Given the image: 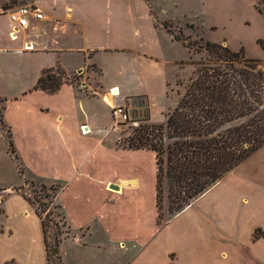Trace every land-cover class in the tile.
Masks as SVG:
<instances>
[{
  "label": "crops",
  "instance_id": "obj_1",
  "mask_svg": "<svg viewBox=\"0 0 264 264\" xmlns=\"http://www.w3.org/2000/svg\"><path fill=\"white\" fill-rule=\"evenodd\" d=\"M166 1L0 0L3 122L11 135L16 160L24 170L22 174L59 185L57 204L64 216L67 214L66 221L69 215L74 219L69 225L71 235L60 244V254L67 241L78 249L87 248L95 227L102 242L93 245L94 249L102 251L106 241L118 244L116 249L120 250H127L128 245L136 250L128 264H204V260L211 261L206 240L208 245H221L200 227L198 216L193 221L185 218L190 206L159 228L156 154L119 147L112 135L114 120L110 125L101 122L111 116L112 106L130 110L131 103L143 101L149 122L154 124L150 119L156 121V104L164 113L172 104L168 94L171 69L185 62V47L164 23L184 26L175 23L182 20L169 14ZM180 2L185 5V0ZM27 5L36 6L43 19L29 17L27 28L12 40L14 25L9 13ZM46 70L62 72L65 78L76 75L77 84L65 82L54 94L35 90ZM115 90L118 93L113 95ZM161 97L166 112L157 100ZM83 126L89 130L86 135L81 133ZM147 180L155 205L154 221L147 228L140 221L139 211L131 212V224L127 220L129 212L123 211L121 204L100 202L103 196L124 197L126 192V198L139 202ZM111 185L118 190L112 192ZM15 188L0 189L5 196L0 201V264H47L41 220ZM95 193L100 199L94 202ZM118 220L119 225L132 231L131 239L115 235L113 227ZM255 229L251 230L252 251L264 240H254ZM253 253L264 263L263 254ZM222 257L226 258L225 253ZM212 258L214 264H226L225 260Z\"/></svg>",
  "mask_w": 264,
  "mask_h": 264
},
{
  "label": "rangeland",
  "instance_id": "obj_2",
  "mask_svg": "<svg viewBox=\"0 0 264 264\" xmlns=\"http://www.w3.org/2000/svg\"><path fill=\"white\" fill-rule=\"evenodd\" d=\"M12 1L16 2V0ZM258 1L260 0H185V5L182 6L179 0L177 3H180V7L178 8L176 0H167L166 6L168 5V12L173 18L182 20L175 21V23L184 26L179 28L171 25L174 34L178 35L181 32L185 37L190 36L191 41L197 42L203 37L207 41L221 44L233 51L243 50L247 57L261 61L264 68V16L257 10L259 7L264 11V2H262L264 0ZM204 59V53L189 51L185 48V62H181L171 69L173 76L169 85V94L174 101L179 99L178 94L183 93L189 79L196 75L197 64ZM182 63L185 65L182 66ZM58 72L52 73V75H58ZM64 78L65 76L62 75L59 80L77 84L76 75ZM157 100L162 106H165L166 112L165 99L161 97ZM130 106V110L128 108L127 110L133 121H143L142 125L149 124L147 122L149 119L148 107L145 102L140 101V104L133 102ZM156 106H158L154 107L156 121L151 119L150 121L154 124H164L166 113L159 111L160 105L156 104ZM3 110L4 104L0 103V189L17 187L16 191L25 195L33 203L34 210L45 211L43 218L48 213V219L45 220L47 238L50 246L54 247L56 239L63 241L67 236L69 237V234L71 235L69 233L71 231L64 225L60 212L55 209V206L58 205L56 190L59 185L44 183L22 174L24 170L20 161L16 160L9 148V136L11 135L3 122ZM101 122L104 125H110L113 118L105 117ZM112 128V135L117 140L118 146L124 147L128 145L130 137L135 134L134 130L139 129V126L113 124ZM148 176L150 178L149 174ZM145 177L147 178L146 175ZM111 191L113 192V190ZM206 193L204 197L191 201L189 207L191 210L185 215V218L190 219L189 221H193L195 215L198 216L200 221L202 220L200 227L207 229L211 236L221 244L214 246L211 242L208 245L206 240L205 248L209 249L207 252H209L211 261L204 260V264H214L212 257L225 260L226 264H264L253 253V251L260 252L264 255V240L253 247V251L249 248L251 230L256 228L254 234L258 238L264 235V231L261 229L264 228V147L227 174ZM128 194L126 192L124 197L111 195L107 198L103 196L104 201H99L102 204L106 200L110 204H121L122 210L129 212L127 220L131 224H133V219L130 218L131 212L139 211L140 221L147 228V224L154 221L155 205L151 184L148 180L145 182L143 195L138 198L139 202L126 198ZM4 197V194L0 192V201ZM93 199L94 202L100 199V194L95 193ZM138 205L141 208H138ZM116 207L119 208V206ZM161 217L162 222H165L169 217V202L166 192L163 194ZM67 221L71 226L74 219L69 215ZM119 222L120 220L113 227L115 235L118 238L131 239L132 231L128 230L127 226L119 225ZM196 224L199 225V223ZM200 227L198 229L204 234V230ZM96 230L97 227L92 229V237L88 240L87 248L78 249L72 241H67L62 254L58 252V254L52 255V263L59 264L57 257L60 255L63 259L62 264H128L134 258L136 250H130L128 245H126L127 250H120L116 249L118 244L114 246L113 243L106 241V247L102 251L94 249L93 245L102 242L101 235ZM201 238L204 239V235ZM188 248H190L189 244ZM223 253L226 258L222 257Z\"/></svg>",
  "mask_w": 264,
  "mask_h": 264
},
{
  "label": "trees",
  "instance_id": "obj_3",
  "mask_svg": "<svg viewBox=\"0 0 264 264\" xmlns=\"http://www.w3.org/2000/svg\"><path fill=\"white\" fill-rule=\"evenodd\" d=\"M257 10L264 16V11L259 7ZM164 26L186 49L204 53L205 59L197 64L196 75L189 79L183 93L178 94L177 101L168 93L172 104L166 113V122L152 124L148 119L149 124L142 125L143 121H137L139 129L134 130L128 145L123 147L156 154L159 228L264 147V68L261 61L247 57L243 50L233 51L203 37L199 42L191 41L190 36L185 37L181 32L174 34L169 23L165 22ZM52 73L57 71H44L34 89L56 93L65 83L59 80L64 74ZM9 148L15 154L11 136ZM59 190L60 187L56 192ZM165 192L169 217L162 222ZM22 196L33 206L25 195ZM55 209L71 231L60 206ZM35 212L41 220L47 264H53L51 257L58 254L62 241L56 239L54 247L50 246L45 222L48 213L43 218L45 211L35 209ZM253 238L258 239L255 234ZM57 258L61 264V257Z\"/></svg>",
  "mask_w": 264,
  "mask_h": 264
},
{
  "label": "built area",
  "instance_id": "obj_4",
  "mask_svg": "<svg viewBox=\"0 0 264 264\" xmlns=\"http://www.w3.org/2000/svg\"><path fill=\"white\" fill-rule=\"evenodd\" d=\"M10 21L14 25V30L10 34L12 40L16 39L17 33L22 29H26L28 25V18L32 17L36 20L43 19V14L34 5L21 6L9 13ZM84 88V86L82 87ZM111 116L116 125H133L137 126L138 123L132 120L131 114L125 106H112ZM85 126L81 127V133L84 132ZM89 133V130L87 131Z\"/></svg>",
  "mask_w": 264,
  "mask_h": 264
},
{
  "label": "bare ground",
  "instance_id": "obj_5",
  "mask_svg": "<svg viewBox=\"0 0 264 264\" xmlns=\"http://www.w3.org/2000/svg\"><path fill=\"white\" fill-rule=\"evenodd\" d=\"M118 93V91L117 90H115L114 92H113V95H116ZM110 94V93H109ZM88 129L87 128H84V132H85V134H88Z\"/></svg>",
  "mask_w": 264,
  "mask_h": 264
},
{
  "label": "water",
  "instance_id": "obj_6",
  "mask_svg": "<svg viewBox=\"0 0 264 264\" xmlns=\"http://www.w3.org/2000/svg\"><path fill=\"white\" fill-rule=\"evenodd\" d=\"M110 189H112V190H118V187L116 185H111L110 186Z\"/></svg>",
  "mask_w": 264,
  "mask_h": 264
}]
</instances>
